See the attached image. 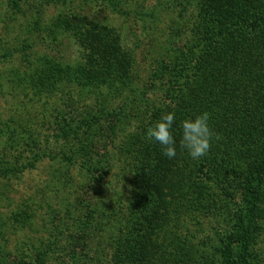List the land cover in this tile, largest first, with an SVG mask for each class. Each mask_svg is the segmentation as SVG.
<instances>
[{
  "label": "rangeland",
  "instance_id": "374dc122",
  "mask_svg": "<svg viewBox=\"0 0 264 264\" xmlns=\"http://www.w3.org/2000/svg\"><path fill=\"white\" fill-rule=\"evenodd\" d=\"M205 1L0 0V264H243L242 225L264 264V76L222 84ZM171 111L173 159L146 136ZM205 111L220 139L193 160Z\"/></svg>",
  "mask_w": 264,
  "mask_h": 264
},
{
  "label": "trees",
  "instance_id": "16d2710c",
  "mask_svg": "<svg viewBox=\"0 0 264 264\" xmlns=\"http://www.w3.org/2000/svg\"><path fill=\"white\" fill-rule=\"evenodd\" d=\"M222 1L229 8H226L227 13L223 14L220 13ZM198 22L201 28H206L209 35L214 25L224 33L226 32L224 36L220 34L221 38L213 35L206 38L202 49V53L208 54L207 56H211L210 58H214L212 56L215 54L232 56V58H225L224 61H221L223 64H220L219 58H214L218 64V66L216 63L213 64L214 73L219 74L226 69H231V72L225 73L227 80L222 83L226 89L228 87L231 89L240 88L241 84L238 79L242 80L244 73L251 79H259L264 76V0H206L201 8ZM237 39L239 40V48L233 50L232 46ZM237 65L241 76L236 77L237 73H233L232 70ZM245 88L248 89L249 94H252L251 91H254L252 81L249 80L248 84L243 87V89ZM255 174L263 176L264 156L261 164L255 170ZM251 179L253 178L251 177ZM252 184L251 182L248 185V190L251 194V201H255L256 194ZM241 229L242 231L238 232V239H236L241 242L240 261L245 264L250 241L245 225H242ZM229 250V246L224 250V257L227 261L230 259Z\"/></svg>",
  "mask_w": 264,
  "mask_h": 264
},
{
  "label": "clouds",
  "instance_id": "9594fccd",
  "mask_svg": "<svg viewBox=\"0 0 264 264\" xmlns=\"http://www.w3.org/2000/svg\"><path fill=\"white\" fill-rule=\"evenodd\" d=\"M175 123V112H167L146 131L147 139L157 142L163 150V155L169 159L177 155V141L173 127ZM180 129L179 146L186 150L193 160L205 157L210 152L214 139H220L210 127V114L207 111L184 119Z\"/></svg>",
  "mask_w": 264,
  "mask_h": 264
}]
</instances>
